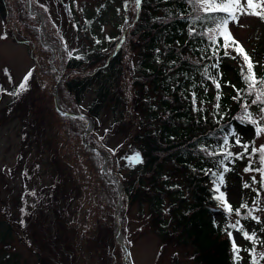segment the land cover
Wrapping results in <instances>:
<instances>
[{"label":"trees","instance_id":"obj_1","mask_svg":"<svg viewBox=\"0 0 264 264\" xmlns=\"http://www.w3.org/2000/svg\"><path fill=\"white\" fill-rule=\"evenodd\" d=\"M116 1L124 6L123 25L118 32L101 36L93 31V46L70 48L71 17L77 32L81 27L73 2L70 11H64L65 25L56 21L47 5L31 0L44 13L45 38L62 50L61 56L55 51L51 58L53 52L42 42L41 19L27 10V0H0L2 19L15 20L28 30L30 47L37 46L42 53L39 72L56 81L61 77L58 97L62 109L80 113L63 115L56 111L66 135L71 137L69 147H64L76 163L73 168L83 192L89 194L88 203L94 200L105 212L115 210L119 204L120 195L102 170L101 152L110 162L109 169L111 156L99 142L103 116L113 115V132L123 131L132 151L140 156V161L132 166L136 176L131 183H125L124 221L126 211L137 204L140 215L148 219L162 244L173 242L189 248L196 264H252V248L248 245H237L240 259H235L227 235L231 230L228 225L234 223L225 215L220 219L210 216L221 209L212 188L216 177L211 173L223 172L227 167L229 171L223 173L226 185L236 167L248 165L246 155L252 153L246 136L255 128L243 117L244 106L251 105L255 95H248L242 78V66L246 71L243 59L232 49L228 50L230 56H225L223 48L211 43L213 33L209 29L215 27V22L202 18L205 13L194 10L188 0H141L138 9L131 3L126 7L124 0H108L105 7L114 8ZM86 21L93 28L94 14L87 15ZM216 39L222 45V37L217 35ZM243 48L252 58L256 75L264 77V35L262 41ZM47 61H53L57 70L53 71ZM214 64L218 67H212ZM214 80L220 83L219 90ZM237 90L243 91L234 99ZM89 93L93 97L85 107L83 102ZM248 110L259 121L258 108L251 105ZM88 119L93 121L94 129L86 139L93 148L82 143ZM259 122L264 126V121ZM225 136L229 139L226 150L234 154L228 159L220 154ZM236 136L250 146L249 154L242 159H235ZM209 152L215 154L210 156ZM222 160L223 165L219 163ZM260 200L259 189L243 199L240 205L247 204V208L239 205L234 210H240L243 220L251 219L249 209L252 215L256 213ZM38 204L44 207L42 201ZM54 211L59 222L52 220L53 232L46 237L39 235L43 239L39 238L42 249L37 252L38 264H88L86 261H94L99 251L105 256L102 264H107L108 259V264H125L120 245L106 239L109 225H102L99 219L97 232L96 223L89 227L90 235L85 241L90 259L86 260L79 243V226L73 219V223L63 221L61 216L66 213L61 209ZM223 213L227 214L225 210ZM259 221L257 239L264 244V220ZM262 255H255L258 264H264ZM175 262L179 264L178 256Z\"/></svg>","mask_w":264,"mask_h":264},{"label":"rangeland","instance_id":"obj_2","mask_svg":"<svg viewBox=\"0 0 264 264\" xmlns=\"http://www.w3.org/2000/svg\"><path fill=\"white\" fill-rule=\"evenodd\" d=\"M38 1L47 5L56 21L65 25L67 21L64 11L69 12L73 2L81 27L77 32L71 17L68 34L70 48L93 46L96 39L93 31L101 36L115 34L123 25L121 19L124 6L119 1L113 3L114 8L105 7L108 0ZM124 3L129 4L130 0H124ZM90 13L94 14L93 28L86 21ZM229 29L234 38L249 49L253 42L262 41L264 20L256 16H242L239 24L231 23ZM0 37H6L0 38V88L3 89L0 91V264H38L37 252L42 249L39 238L43 239L39 235L45 234L46 237L47 233L53 232V227L59 222L54 211L57 208L67 214L61 216L63 221L70 222L73 219L79 226V243L86 260L90 259L89 245L85 241L90 235L89 227L96 223L97 232L100 226L97 222L100 219L102 225L107 224L111 228L106 239L118 245L117 230L121 224L123 241L129 250L127 261L122 249L125 264H175L176 256L179 264H196L189 248L180 247L173 242L162 244L148 219L140 215L137 204L126 211L124 221V217L120 215L125 208L123 202L115 210L106 212L94 200L91 204L88 203L89 194L85 190L83 192L82 182L74 170L76 163L70 159V153L64 147H69L71 143L68 139L71 137L66 135L63 122L56 113L55 92L58 81L39 72L38 64L43 60V55L37 46L31 44L30 47V32L22 25L15 20H3L0 15ZM47 63L52 66V62ZM5 69L9 75H5ZM29 73L31 75L27 89L19 91V85ZM13 92L18 94L12 95ZM92 97L91 93L87 95L83 102L85 107L90 104ZM102 119L99 142L111 156L112 171L109 173L125 189V183H131L136 176L132 169L135 163L131 162L136 153L132 151L130 141L124 137L123 131L118 134L113 132L110 125L113 115L103 116ZM246 138L251 142V147L259 149L264 146V135L257 137L253 131ZM234 152L239 154L243 149L236 145ZM246 156L248 165L236 167L221 191L225 192L226 200L233 208L239 206L253 191L260 189L261 200L258 210L252 216L264 220V211L261 210L264 209V189L258 183L252 184V177L255 176L259 182L260 175L256 171L244 170L250 163L253 169L260 166L259 154L257 152L252 155L251 161ZM84 168L87 169L85 165ZM245 184L250 187L245 188ZM39 201H42L45 208H40ZM222 209L224 210L221 206V209L213 211L210 216L220 219L225 215L234 224L239 220L238 227H242L250 235L253 232L256 234L257 242L253 243L245 239L241 231L231 230L236 245L250 246L255 250L256 256L263 254L264 244L257 239L256 233L258 222L252 218L243 220L240 215H235V210L232 214H226ZM52 220L55 222L53 225ZM120 247L122 248L121 245ZM104 257L99 251L96 258H93L95 260H91L92 263H86L102 264ZM108 262L109 259L107 264Z\"/></svg>","mask_w":264,"mask_h":264},{"label":"snow or ice","instance_id":"obj_3","mask_svg":"<svg viewBox=\"0 0 264 264\" xmlns=\"http://www.w3.org/2000/svg\"><path fill=\"white\" fill-rule=\"evenodd\" d=\"M131 5H133L136 9L139 8L141 4V0H130ZM188 3H190L194 10L205 13V16L202 17L204 19H210L215 22V27L213 29H209L210 32L213 33L212 36H210L211 43L213 45H216L217 48H223L224 55L230 56L229 49H232L235 51L237 56H240L243 61L244 65L246 66V71L244 70V67L241 68V75L242 78L247 85L248 88V95H255V98L251 101V105H255L258 108L259 111V121H264V77H258L254 71L255 65L252 61V58L249 56V54L245 51L243 46L239 43L238 40L234 38L232 35L229 24L230 23H236L239 24L240 19L242 16H256L261 20H264V0H188ZM126 7H129V4L125 5ZM220 36L223 39V43L217 44L216 37ZM0 38H6V37H0ZM215 54V51H214ZM235 59V57H232ZM212 67L217 68L218 65L214 64ZM207 71V69L205 70ZM5 75H9L8 70L5 69ZM31 73L25 76L23 82L19 85V91H25L27 89V83L28 79L30 77ZM9 80L11 82V77L9 76ZM216 85L217 90L220 89L221 85L218 81H213ZM259 88V90H257ZM0 91H3L2 88H0ZM243 90H237V96L234 97V99L241 96V92ZM18 92H13L12 95H17ZM219 99V96L217 97ZM193 103H195V96L193 97ZM251 105H245L244 106V117L243 119H246L251 125L255 128V135L257 137H260L261 135H264V126H261V123L253 117V114L249 112V107ZM219 107V105H217ZM82 119V117H81ZM235 136V133H233ZM236 145L240 146L243 149V152L239 154H235V159H242L245 154H249V144H242L240 141V138L236 136ZM229 147V139L228 136L224 137L223 140V147L221 149V155L224 156L225 159H228L230 157H233L234 154L231 151H227L226 149ZM204 151L207 152L205 149ZM259 154V167L253 169L251 163L248 167H246L244 170L245 172H251L256 171L260 175V181L258 182L255 178V176L252 177V184L259 183L261 189H264V146H261L259 149L256 147H252V153L249 154L248 158L251 161L252 154L257 153ZM208 155H214L215 153H207ZM140 161V156L137 153L135 156L131 158L132 163H136ZM221 165H223V160L219 162ZM211 171V170H207ZM229 169L227 167L223 168V172H212L211 174L216 177L214 180L215 186V192L218 193V195L215 196V199L220 203V205L224 208V210L232 214L234 209L232 206L228 203L226 200V194L224 191H221V186L224 185L225 179L224 174L228 172ZM207 174V172H206ZM245 188L250 187L249 184L244 185ZM255 190V189H254ZM257 195H259V192H257ZM247 204L240 205V208H247ZM264 211V209H261ZM235 215H240V210L235 209ZM248 215L253 219L256 220L258 223L260 222L259 219L255 216H252V210L249 209ZM240 224V221L237 220L235 224L228 225V228L234 229L236 231H241L243 233V236L245 239L252 241L253 243H256L255 239V232H253L251 235L248 232L243 231L242 227H238ZM227 235L232 240V248L233 253L235 255V259L239 261L240 256V248L236 245V242L234 239H232V232L228 231ZM247 251V249L245 250ZM253 254V260L252 264H258L257 259L255 258V250H252ZM262 259H264V255L261 256Z\"/></svg>","mask_w":264,"mask_h":264},{"label":"water","instance_id":"obj_4","mask_svg":"<svg viewBox=\"0 0 264 264\" xmlns=\"http://www.w3.org/2000/svg\"><path fill=\"white\" fill-rule=\"evenodd\" d=\"M56 105H57V108L60 109L59 106H58V103ZM117 232H118L119 236H121V226L120 225L118 226ZM119 242H121V241H119ZM125 251H126L127 254L129 253V251L127 249Z\"/></svg>","mask_w":264,"mask_h":264}]
</instances>
